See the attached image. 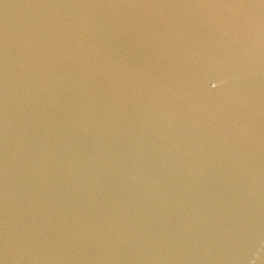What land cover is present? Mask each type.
Segmentation results:
<instances>
[{"label": "water", "instance_id": "95a60500", "mask_svg": "<svg viewBox=\"0 0 264 264\" xmlns=\"http://www.w3.org/2000/svg\"><path fill=\"white\" fill-rule=\"evenodd\" d=\"M0 264H264V0H0Z\"/></svg>", "mask_w": 264, "mask_h": 264}]
</instances>
